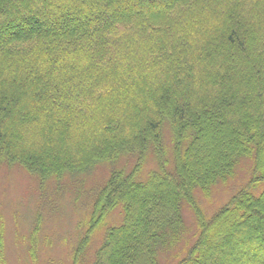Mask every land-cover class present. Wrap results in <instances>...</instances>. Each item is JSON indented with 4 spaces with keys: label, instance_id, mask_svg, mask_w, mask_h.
<instances>
[{
    "label": "trees",
    "instance_id": "trees-1",
    "mask_svg": "<svg viewBox=\"0 0 264 264\" xmlns=\"http://www.w3.org/2000/svg\"><path fill=\"white\" fill-rule=\"evenodd\" d=\"M122 156L134 167L111 173L74 260L120 209L93 264H161L188 243L187 205L175 264H264V0H0V165L60 179ZM243 159L247 185L206 218L194 191Z\"/></svg>",
    "mask_w": 264,
    "mask_h": 264
},
{
    "label": "rangeland",
    "instance_id": "rangeland-1",
    "mask_svg": "<svg viewBox=\"0 0 264 264\" xmlns=\"http://www.w3.org/2000/svg\"><path fill=\"white\" fill-rule=\"evenodd\" d=\"M163 145L173 170L172 137L167 127L163 130ZM134 158L122 156L115 163L102 162L85 171L63 175L60 179L41 180L19 165H0V264H93L104 234L122 222L120 209L106 216L104 222L90 236L89 243L77 260L75 250L89 229L94 203L113 171L129 173ZM157 168L151 150L145 154L138 180L144 182ZM252 174V163L243 159L234 176L219 182L205 196L194 191L197 205L206 218L212 217L233 195L244 188ZM264 183L253 193L259 195ZM182 216L187 230L186 245L182 242L161 254V264H175V255H183L197 232L194 212L182 205ZM189 237V238H188Z\"/></svg>",
    "mask_w": 264,
    "mask_h": 264
}]
</instances>
